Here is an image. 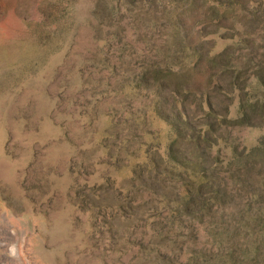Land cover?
<instances>
[{
	"label": "rangeland",
	"instance_id": "rangeland-1",
	"mask_svg": "<svg viewBox=\"0 0 264 264\" xmlns=\"http://www.w3.org/2000/svg\"><path fill=\"white\" fill-rule=\"evenodd\" d=\"M0 264H264V0H0Z\"/></svg>",
	"mask_w": 264,
	"mask_h": 264
}]
</instances>
